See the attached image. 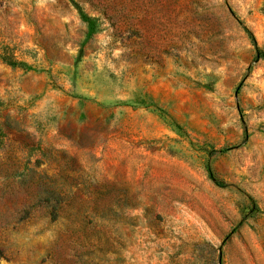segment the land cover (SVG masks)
Wrapping results in <instances>:
<instances>
[{"label":"rangeland","instance_id":"obj_1","mask_svg":"<svg viewBox=\"0 0 264 264\" xmlns=\"http://www.w3.org/2000/svg\"><path fill=\"white\" fill-rule=\"evenodd\" d=\"M0 264H264V0H0Z\"/></svg>","mask_w":264,"mask_h":264}]
</instances>
